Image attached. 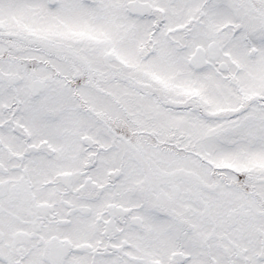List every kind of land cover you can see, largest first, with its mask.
Segmentation results:
<instances>
[{
  "label": "snow or ice",
  "instance_id": "obj_1",
  "mask_svg": "<svg viewBox=\"0 0 264 264\" xmlns=\"http://www.w3.org/2000/svg\"><path fill=\"white\" fill-rule=\"evenodd\" d=\"M0 264H264V0H0Z\"/></svg>",
  "mask_w": 264,
  "mask_h": 264
}]
</instances>
